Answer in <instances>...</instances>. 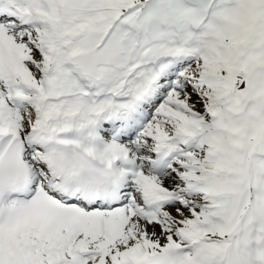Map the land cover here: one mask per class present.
I'll return each instance as SVG.
<instances>
[{"label": "snow or ice", "instance_id": "obj_1", "mask_svg": "<svg viewBox=\"0 0 264 264\" xmlns=\"http://www.w3.org/2000/svg\"><path fill=\"white\" fill-rule=\"evenodd\" d=\"M0 264H264V0H0Z\"/></svg>", "mask_w": 264, "mask_h": 264}]
</instances>
